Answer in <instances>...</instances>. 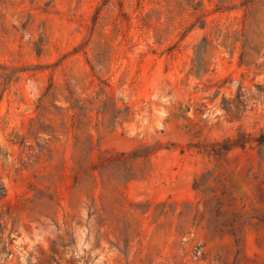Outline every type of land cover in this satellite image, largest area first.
<instances>
[{"label": "rangeland", "instance_id": "1", "mask_svg": "<svg viewBox=\"0 0 264 264\" xmlns=\"http://www.w3.org/2000/svg\"><path fill=\"white\" fill-rule=\"evenodd\" d=\"M0 264H264V0H0Z\"/></svg>", "mask_w": 264, "mask_h": 264}, {"label": "trees", "instance_id": "2", "mask_svg": "<svg viewBox=\"0 0 264 264\" xmlns=\"http://www.w3.org/2000/svg\"><path fill=\"white\" fill-rule=\"evenodd\" d=\"M5 196H6L5 187L3 185H0V200L5 198Z\"/></svg>", "mask_w": 264, "mask_h": 264}]
</instances>
